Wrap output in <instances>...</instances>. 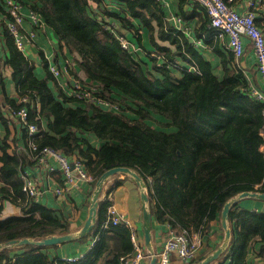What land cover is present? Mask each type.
<instances>
[{
    "label": "trees",
    "instance_id": "1",
    "mask_svg": "<svg viewBox=\"0 0 264 264\" xmlns=\"http://www.w3.org/2000/svg\"><path fill=\"white\" fill-rule=\"evenodd\" d=\"M18 1L22 10L34 11L43 20L60 46L78 53L80 59L74 62L85 74L84 80L79 79L81 87L117 105L111 109L78 98L72 83L66 90L57 83L61 91L54 92L49 82L56 78L48 65L47 79L39 77L31 60L16 47L4 20L9 19L5 0H0V45L17 89L16 96H5V103L14 111L25 107L27 121L39 130L34 139L38 147L51 146L83 162L93 179L89 193L107 168H133L146 183L155 221L195 232L202 240L230 197L243 190L264 191V100L250 95L247 78L231 51L224 53L218 44L196 47L164 21L165 11L157 0ZM187 3L199 11V33L205 31V7L196 0H178L183 19L195 15L187 12ZM259 16L255 14L254 22L260 28ZM137 26L161 54V63L155 56L136 57L138 50L121 47L115 32L142 43ZM156 39L170 46H161ZM206 50L219 57L221 73ZM166 60L178 64L166 65ZM74 77L79 78L76 72ZM2 78L0 74V83ZM7 119L0 109V120L6 124ZM7 137L8 132L0 137V197L6 193L20 213L0 218V243L68 233L67 209L49 206L22 191L19 172L29 158L17 151L18 145L9 152ZM13 140L20 146L27 144V131L20 121ZM112 187L105 188V196L98 201L92 230L79 237L80 242L94 239L82 256L53 261L47 252L57 244L24 243L0 248V264H124L121 257L133 252L128 227L104 225ZM238 202L228 212L232 233L228 252L219 255L221 264L227 258L233 264H247L248 245L253 241L264 264V214L241 209ZM199 259L194 256L185 264Z\"/></svg>",
    "mask_w": 264,
    "mask_h": 264
},
{
    "label": "crops",
    "instance_id": "2",
    "mask_svg": "<svg viewBox=\"0 0 264 264\" xmlns=\"http://www.w3.org/2000/svg\"><path fill=\"white\" fill-rule=\"evenodd\" d=\"M166 4L162 5L165 11L164 21L167 23L173 24L177 29L181 30V32L185 35L186 38L190 42H193L196 47L207 49L209 47L212 48L213 45H219L220 49L224 51V53L231 51L227 47V37L225 35L220 36L217 31L214 30L212 26L208 24V18L206 22V30L199 33V11L191 10V4H185V7L189 10L187 12H195V15L189 17L187 19H183L181 13L177 9V1L178 0H165ZM249 0H232L231 5L238 11L244 12L247 10V2ZM25 19L22 23L23 27L29 29L33 27L29 20L27 19V12L29 10H22ZM254 17L255 14L259 16V23L261 28V19L264 20V0H260L257 2L256 8L253 9ZM262 12V14H259ZM3 10H0V16L2 15ZM207 14V13H206ZM178 17L177 21L174 17ZM111 22V21H110ZM45 26V25H44ZM139 29V33L141 34L142 43L140 44L137 41L133 42L137 45V54L136 57H141V54L152 55V53H159L154 49H146V43L148 46L152 44L148 40L145 31L143 28L137 26ZM39 30L36 31L33 39L25 40V50L22 51L29 60H31L34 68V72L39 77H46L47 73V65L49 62L56 63L59 67H61L62 72L58 76H53L56 78L53 81H50V86L54 92L57 94L61 91L57 83L62 87V89H68L69 83H72L75 79L74 72L77 73V76L84 80L85 74L74 62V59L79 60L80 56L76 51H69L65 46H60L58 39L55 37L53 31L45 26V28H37ZM264 33V29H261ZM129 38V37H128ZM133 39L132 37H130ZM129 38V39H130ZM208 42H205L207 41ZM157 43L161 46H170L167 41H161L156 39ZM210 41V42H209ZM243 53L239 57H235L234 62L239 66V68L245 74L249 85L258 88L259 90H264V79L259 74L256 65V58L253 52V49L248 41V39L243 38ZM210 43V44H209ZM153 46V45H152ZM205 54H209L210 50H206ZM232 52V51H231ZM212 53V52H211ZM233 53V52H232ZM160 54V53H159ZM210 56V57H209ZM209 58L212 60L214 65H217V72L221 73L219 57L212 54H209ZM5 50L0 45V74L3 76L2 83H0V109L3 115H8L10 119H7L6 124L0 120V137H3L5 133L8 132L7 142L9 143L8 151L11 152L17 145V151L23 152L29 158V162L24 164L22 168L28 170L29 173L38 176V179L44 182H49L51 186L59 184L62 179L58 170H54V172H47L41 169L33 160L30 159L28 154L23 150V145L14 143V136L18 133L19 130V121L15 116H13L11 107L5 103V96L14 97L17 95V89L15 82L11 79V67L4 63ZM143 58H146L143 56ZM161 61L160 59H158ZM71 63L72 70L67 69L68 64ZM78 79V78H76ZM57 81V82H56ZM3 85V89H2ZM264 138V131L262 132ZM261 149L264 150V143L261 145ZM1 165V162H0ZM55 167L57 165L55 164ZM119 181L118 183H115ZM93 179L84 181L80 184L78 188L73 189L66 200H62L51 193L46 194L42 197V201L49 206H58L60 205L62 208L67 209L70 213L69 221H70V231L71 233L77 232L84 221L86 220L89 214L90 207V198L92 195V190L95 185H93L91 192L89 193V189L92 186ZM113 187L108 191V198L111 201L118 211L126 215L130 220L137 226L141 233V239L143 242V248L147 249L144 245L143 240V230H142V201H141V190L136 180L126 173L117 172L109 176L105 183L104 187L101 191L102 194H105V188L110 185ZM1 185V184H0ZM145 193L146 187L143 189ZM264 192V191H261ZM102 199V198H101ZM239 201V202H238ZM239 208L248 209L250 211L261 212L264 214V200L254 198V197H242L238 200ZM149 208V207H148ZM20 213L19 207L13 203H8L2 206L0 211V218H4L11 215H17ZM152 218V239L151 244L154 250L159 249L162 246L163 241V233L166 228V225L158 223L155 221L154 217L151 214ZM230 224V221L228 219ZM231 227V224L229 225ZM81 237V236H80ZM224 237V229L221 226L220 219H213L210 222V229L208 234L202 238V242L200 247L198 248L195 258L200 257L199 260L204 258L207 254L211 253L223 240ZM231 238V237H230ZM79 237L71 240H67L57 244L55 247L48 248V254L50 258L54 261L55 259L62 258H73L76 259L82 256L86 249L91 247L88 246L89 240L79 241ZM258 239V238H256ZM230 242V240H229ZM229 242L227 247L222 251L228 252ZM17 246V245H13ZM257 247L258 243L255 241L251 242L248 245L246 261L247 264H261V258L257 256ZM221 253V254H222ZM218 256L216 259L211 260L207 264H221L222 258ZM73 260V259H71ZM199 260L194 261L193 264H196ZM186 262V261H185ZM184 261L180 260L178 257L173 255L170 259L169 264H185ZM148 261H142V264H147ZM223 264H233L231 263L230 258L224 260Z\"/></svg>",
    "mask_w": 264,
    "mask_h": 264
},
{
    "label": "built area",
    "instance_id": "3",
    "mask_svg": "<svg viewBox=\"0 0 264 264\" xmlns=\"http://www.w3.org/2000/svg\"><path fill=\"white\" fill-rule=\"evenodd\" d=\"M157 1L161 2L162 5L166 4L165 0ZM196 1L205 7L208 24L212 26L220 36L225 35L227 37V47L233 52L235 57H239L243 53L242 39H248L255 54L257 70L264 79V33L255 24L253 11L257 6V2L260 0H249L247 2V10L244 12H238L231 5L232 0ZM5 5L6 12L9 16V19L7 16L6 19H4L6 21V26L12 34L16 47L24 51L25 40L33 39L36 29L43 28L44 22L34 11L29 10L27 12V19L33 27L26 29L22 25L25 15L22 11L21 3L18 0H5ZM174 19L177 21L179 20L176 16ZM111 25H114L112 21ZM115 36L122 48L129 52H136L137 45L131 39L121 32H115ZM152 56L160 59L161 54L153 52ZM157 63L159 64L161 61L157 60ZM170 63L173 66L178 64L177 60H166V65ZM48 69L54 76H58L62 72L61 67L56 63L49 62ZM72 88H76L75 95L78 98L101 104L107 108L117 109V105L113 101L96 96L90 90L82 88L79 79L73 80ZM249 93L257 99L264 100L263 90L249 85ZM25 99V97L21 98L22 101ZM11 111L13 116L25 126L27 131V144L23 147V150L41 169L47 172L58 170L62 179L59 184L51 186L48 181H41L38 179V176L29 173L27 169L21 167L19 178L21 180L22 191L27 197L38 200L46 194L51 193L62 200H66L68 194H70L73 189L78 188L82 182L91 180V176L85 170L83 162L77 157L69 159V157L51 146L38 147L37 143L34 141L39 133L38 127L27 121V111L24 106H21L15 111L11 109ZM55 164L57 167H55ZM104 196L105 194H102L101 198ZM8 203L11 202L8 199V195L4 193L3 198L0 197V205L3 206ZM108 222L112 224L123 223L129 229L133 252L128 256L121 257L124 264H142L143 260L147 262L150 259V252L142 247L143 242L140 230L130 218L118 211L113 204L107 207V219L104 225ZM93 242L94 239H91L88 246H91ZM201 242L202 240L199 234L195 232L191 233L185 228H176L166 224L162 246L154 250L156 264H169L173 255L184 262L188 261L195 256ZM67 259L71 260L74 259V257Z\"/></svg>",
    "mask_w": 264,
    "mask_h": 264
},
{
    "label": "water",
    "instance_id": "4",
    "mask_svg": "<svg viewBox=\"0 0 264 264\" xmlns=\"http://www.w3.org/2000/svg\"><path fill=\"white\" fill-rule=\"evenodd\" d=\"M117 172L126 173L132 176L136 182L138 183L139 187L142 188L141 190V201H142V230H143V240L144 245L147 248V250L150 252L151 257L148 260L147 264H156V256L154 253V249L151 244L152 239V218H151V212L148 208V196L147 193L143 191V189L146 187V183L143 180V177L141 174L136 171L133 168H130L128 166H113L110 168H107L104 170L98 179L96 180L95 186L92 190V195L90 198V207H89V214L84 221L81 228L75 232V233H64V234H53L51 236L41 238V239H33L29 237H24L20 239H13L5 243H0V248L4 246H13V245H21L24 243H33L36 245H52V244H59L61 242L75 239L77 237H80L88 232H90L95 224L96 220V210L98 201L101 199V191L104 187V183L106 179L111 176L112 174H115ZM242 197H254L258 199L264 200V192L260 191H250V190H243L236 195L230 197L223 205L220 213V223L221 226L224 229V237L222 242L209 254H207L204 258L199 260L196 264H207L211 260L216 259L222 251L227 247L228 242L231 237V227L229 226L228 222V212L232 204L237 202Z\"/></svg>",
    "mask_w": 264,
    "mask_h": 264
},
{
    "label": "rangeland",
    "instance_id": "5",
    "mask_svg": "<svg viewBox=\"0 0 264 264\" xmlns=\"http://www.w3.org/2000/svg\"><path fill=\"white\" fill-rule=\"evenodd\" d=\"M146 47H147L146 49H154V46H152V45H151V46H148L147 43H146ZM135 54H136V53H135ZM78 79H80V78H78ZM157 125H159L160 127H167L166 125H163V124H157ZM263 203H264V202H263ZM229 225H230V224H229Z\"/></svg>",
    "mask_w": 264,
    "mask_h": 264
}]
</instances>
